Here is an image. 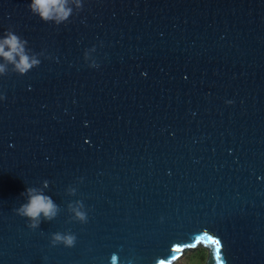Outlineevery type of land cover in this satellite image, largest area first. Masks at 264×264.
<instances>
[{
    "label": "water",
    "instance_id": "water-1",
    "mask_svg": "<svg viewBox=\"0 0 264 264\" xmlns=\"http://www.w3.org/2000/svg\"><path fill=\"white\" fill-rule=\"evenodd\" d=\"M28 2L0 0V33L40 61L0 74V264H172L198 246L264 264V0H82L59 25ZM27 188L57 206L34 228Z\"/></svg>",
    "mask_w": 264,
    "mask_h": 264
},
{
    "label": "clouds",
    "instance_id": "clouds-1",
    "mask_svg": "<svg viewBox=\"0 0 264 264\" xmlns=\"http://www.w3.org/2000/svg\"><path fill=\"white\" fill-rule=\"evenodd\" d=\"M27 6L30 12L40 20L51 21L53 24L59 25L68 20L72 14L73 6L77 9L82 7V0H29ZM26 44V40L9 29L0 33V74L5 71L7 64H11L13 69L22 75L40 63L35 54L30 56L26 52ZM4 98L3 95H0V101H3ZM231 102L227 101V103ZM25 193L27 194L26 202L22 203L16 211L19 215L27 218L30 227L38 226L41 216L46 220L55 216L57 206L49 196L33 188L24 189L21 195ZM73 211L78 219H85V214L82 211L77 209H73ZM74 241L75 237L71 234L54 233L52 236L53 243L60 242L68 247H71Z\"/></svg>",
    "mask_w": 264,
    "mask_h": 264
},
{
    "label": "rangeland",
    "instance_id": "rangeland-1",
    "mask_svg": "<svg viewBox=\"0 0 264 264\" xmlns=\"http://www.w3.org/2000/svg\"><path fill=\"white\" fill-rule=\"evenodd\" d=\"M208 257V249L202 246L188 248L172 264H205Z\"/></svg>",
    "mask_w": 264,
    "mask_h": 264
}]
</instances>
